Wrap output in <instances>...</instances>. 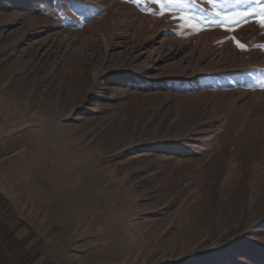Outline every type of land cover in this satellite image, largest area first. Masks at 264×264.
Segmentation results:
<instances>
[{
    "label": "rangeland",
    "instance_id": "1",
    "mask_svg": "<svg viewBox=\"0 0 264 264\" xmlns=\"http://www.w3.org/2000/svg\"><path fill=\"white\" fill-rule=\"evenodd\" d=\"M261 20V0H0V136L57 263L264 264Z\"/></svg>",
    "mask_w": 264,
    "mask_h": 264
},
{
    "label": "crops",
    "instance_id": "2",
    "mask_svg": "<svg viewBox=\"0 0 264 264\" xmlns=\"http://www.w3.org/2000/svg\"><path fill=\"white\" fill-rule=\"evenodd\" d=\"M22 142L0 136V264H63L53 256V233L39 214L37 186L21 174Z\"/></svg>",
    "mask_w": 264,
    "mask_h": 264
},
{
    "label": "snow or ice",
    "instance_id": "3",
    "mask_svg": "<svg viewBox=\"0 0 264 264\" xmlns=\"http://www.w3.org/2000/svg\"><path fill=\"white\" fill-rule=\"evenodd\" d=\"M261 3H264V0H261ZM226 22L228 24L239 23V17H229ZM259 24L260 27H264V20H261ZM238 47H240L242 50L245 48L243 44H239V43H238Z\"/></svg>",
    "mask_w": 264,
    "mask_h": 264
}]
</instances>
